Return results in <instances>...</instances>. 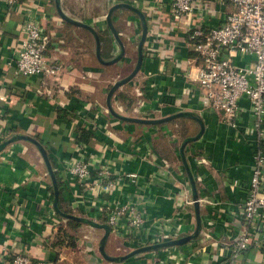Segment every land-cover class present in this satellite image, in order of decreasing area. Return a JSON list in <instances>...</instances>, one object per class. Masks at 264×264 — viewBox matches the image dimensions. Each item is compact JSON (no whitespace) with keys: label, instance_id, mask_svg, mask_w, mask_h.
<instances>
[{"label":"crops","instance_id":"0c3cea01","mask_svg":"<svg viewBox=\"0 0 264 264\" xmlns=\"http://www.w3.org/2000/svg\"><path fill=\"white\" fill-rule=\"evenodd\" d=\"M229 9H232V5L228 3L216 5L217 15L213 22L221 21ZM30 11L42 14L44 27L52 36L47 55L57 56L67 65V70L58 80L47 81L55 91L54 101L37 93L41 80L15 74L14 50L22 40V23ZM55 11L57 13L56 5ZM55 11L51 10L49 0H20L19 6H11L7 0H0V94L4 98L0 99L2 122L11 126L13 133L32 134L36 129L41 135L48 136L54 142L47 144V139L42 142L50 155L58 160L76 153V128L85 125L86 121L87 124L96 122L97 133L85 149L93 168L112 165L120 172L136 171L140 179L137 185L125 184L122 191L116 190L113 194L97 198L92 191H86L76 183L65 187V176L58 174L63 182L60 189L64 200L74 213L97 218L101 214L99 206L102 204L130 203L143 212L149 240L162 233L170 234L173 238L191 233L196 227V216L194 202H185L186 196L187 200H193V197L180 156L183 140L176 130L179 123L174 119L160 124H141L120 120L111 113H100L101 116L96 118L94 113L98 110L94 107L85 110L89 113L85 117V113L79 114L78 111L87 103L103 104L102 101L107 106L108 93L105 92L108 85L105 84L107 80L110 83L117 79L110 77L108 70L97 63L95 45L90 52L83 42L68 41L69 35L78 37L76 28L81 27L65 24L59 15L56 17ZM142 11L148 20L143 65L126 88L122 86L117 90L130 91L133 107L123 111L120 102L113 104L123 114L136 116L135 93L136 87H139L147 92V107L152 110L153 116L163 117L175 112L168 99L176 100L188 86L189 82L178 70H184L185 59L193 54V50L186 38V25L182 22L176 23L175 29L173 27L171 32L164 35L155 31V19L170 23L168 8L146 7ZM98 21L85 20L90 24ZM114 23L120 34H123L120 27L131 26V23L134 30H142L139 16L125 8ZM149 47L155 49L154 55L149 54ZM237 61L250 63L252 57L239 56ZM117 92L115 96L119 100ZM191 95L185 93L182 96L183 104L179 111L189 110L199 114L206 125L202 137L186 148L193 170L204 178V182L198 185L203 229L197 239L180 246L144 252L122 263L106 261L101 256L98 248L103 234L101 229L90 228L93 229V238L84 241L80 229L84 232L85 228L78 227L75 231L71 230L79 237L76 247L54 246L61 220L56 221L59 217L53 208L54 197L51 184H48L50 178L46 167L34 145L15 141L0 153V184L3 186L0 193V263L23 252L33 258L52 259L57 264H264V243L240 252L233 248L235 239L246 226L241 205L247 196L252 172V146L248 142L235 141L232 130L215 113L201 109L200 91ZM71 98H75V101ZM60 101L66 104L60 105ZM242 103L248 105L245 100ZM183 119L196 134L199 123L194 119ZM244 124H252L250 114L245 115ZM107 130L113 136H109ZM149 148L154 151V156L148 153ZM163 149L172 152L173 160L166 159ZM196 156L207 157L210 165H198ZM183 202L184 206H181ZM121 242L123 245H120ZM151 243L155 242L148 244ZM85 244L87 247H84ZM122 247L129 248V251L136 248L132 241L112 233L107 250L115 251Z\"/></svg>","mask_w":264,"mask_h":264},{"label":"built area","instance_id":"2783aa9c","mask_svg":"<svg viewBox=\"0 0 264 264\" xmlns=\"http://www.w3.org/2000/svg\"><path fill=\"white\" fill-rule=\"evenodd\" d=\"M7 1L11 6L20 4V0ZM110 1L112 5L125 2L140 9L166 7L176 23L182 22L186 25V38L193 54L185 59L184 70H178V72L189 83L176 100L168 99L170 106L177 112L183 104L182 96L185 93L194 96L197 91H200L201 109L215 113L219 120L232 130L235 141L248 142L252 146V172L247 196L241 205L242 219L246 226L235 239L233 248L236 252H240L251 246H260L264 243V0ZM225 3L232 5V9L225 12L221 21L213 22L214 16L217 15L216 5ZM22 32V40L14 50L15 74L41 80L37 93L54 101L55 91L47 81L58 80L67 70V65L61 58L47 55L52 36L44 27L42 14L28 12L22 23ZM161 42L164 40L161 39ZM149 48V54L154 55L155 49ZM239 56H250L252 61L241 64L237 61ZM135 94L136 116L154 117L152 110L147 107V92L136 87ZM0 99H4L1 94ZM71 100L75 101V98ZM244 100L248 105L242 103ZM58 103L66 104L64 101ZM93 107L98 110L94 113L96 118L101 116L100 113L110 115L107 106L99 102L83 105L78 113L81 115L85 113L83 116L85 117L89 115L85 110ZM118 110L121 111L120 108ZM246 114L252 116V124L249 126L244 124ZM1 117L3 116L0 114V143L9 134H13L11 126L5 125ZM87 122L79 126L96 135V122H90V125ZM107 134L113 136L108 130ZM76 149V153L69 157L59 160L54 158L56 172L66 178L64 179L65 187L76 183L84 190L92 191L97 198H103L104 194H113L116 190L122 191L125 184H138L140 179L138 172H120L112 165L93 168L85 150L87 144L76 142ZM148 153L155 155L152 148H149ZM195 161L201 166L210 165L207 157L196 156ZM194 173L198 184L204 182L203 176L198 174L197 170ZM2 189L3 186L0 184V193ZM185 202L193 203L194 201L187 200L186 196ZM180 205L184 206V202ZM99 211L100 216L90 218L99 221L98 218L104 216L113 234L132 241L136 247L146 245L150 241L161 242L173 238L170 234L162 233L149 240L150 234L146 229L145 216L134 204L105 203L99 206ZM59 220L57 218L56 221ZM0 264L57 263L49 258H33L21 252Z\"/></svg>","mask_w":264,"mask_h":264},{"label":"water","instance_id":"95a60500","mask_svg":"<svg viewBox=\"0 0 264 264\" xmlns=\"http://www.w3.org/2000/svg\"><path fill=\"white\" fill-rule=\"evenodd\" d=\"M61 2L62 0H55L57 13L60 16V18L70 24H73L81 28H85L92 34L95 40V53H96L97 60L100 64L105 65V66L112 65L118 62L121 58H123L126 52L125 44L120 36L121 34L116 28L115 23H114L113 15L115 14V12L118 9L125 8V9L135 12L139 16L141 20V24H142V30H141L140 40L138 42V55H137L136 64L133 70L129 74L117 79L110 87L107 97H106L107 108L113 116H115L116 118L120 120L128 121V122H136V123H141V124H160V123H165V122L177 119V118H190V119L196 120L199 123L198 132L194 135L187 136L186 138H184L180 146V156H181L182 162L186 168V171L189 177L192 197L194 201L196 227L191 233L185 234L178 238H173L170 240H165L161 242H155V243L139 246L123 254H111L107 250V243L109 241V238L112 235V229H111V226L107 222H101V221L92 219L90 217L79 215L73 212H65L63 209H61L60 204H59L61 189L59 186L57 173L54 168L53 162L51 160L49 151L41 140H39L38 138H36L35 136L27 132H16V133H13L11 136L7 137L5 140H3L0 143V153L10 143L15 142V141H25V142H28L34 145L37 148L38 152L41 155L42 161L46 167L47 174L50 178L51 185L53 187V192H54L53 208H54L55 213L61 218H63L64 220L79 221L82 224L89 225L92 228L103 230L102 237L99 240L98 248H99V252L101 256L107 261H110L113 263H122L125 260L133 256H136L138 254L144 253V252L158 250V249H162L166 247L180 246L194 239H197L200 236L201 231L203 229V221H202V216H201L198 182L196 180L194 170L188 160L186 148L190 143L202 137V135L205 132V128H206L205 121L199 114L189 111V110H180V111L173 112L172 114H169L163 117L145 118V117H140V116H131V115L123 114L122 112L117 110V108L113 104V98L117 90L121 88L123 85L132 81L133 78L139 73L143 65L144 44L146 42L147 35H148V20L146 18L145 13L139 7L134 6L130 3H125V2L116 3L109 8L108 13L106 15L107 24L115 40L118 42L120 46V50L111 59H106L102 55V41H101L99 31L92 24L87 23L83 20L74 18L70 16L69 14H67L64 11Z\"/></svg>","mask_w":264,"mask_h":264},{"label":"trees","instance_id":"16d2710c","mask_svg":"<svg viewBox=\"0 0 264 264\" xmlns=\"http://www.w3.org/2000/svg\"><path fill=\"white\" fill-rule=\"evenodd\" d=\"M49 3L51 5V10L55 11V0H49ZM55 14H56V17H59L58 13H56V11H55ZM156 15H158V14H156ZM167 17H168V20H170V23H168V24L164 21V19L158 18V19L154 20L153 27H156L157 30L159 29L158 31L155 30L159 35H164L165 32H171L174 25L179 24V23L176 24L175 19L170 14ZM64 22H65V24L69 25L70 27L74 26V25H72L66 21H64ZM76 29L79 32V35H78L79 38L77 37V35L76 36L69 35L70 38L68 41L76 40L77 42H83L84 46L88 50H90L91 44L88 43V36H87L88 34H86V33H89V35H91V36H92V34L85 28H76ZM99 33H100V37H101V41H102V55L104 58L109 59L113 56V49L114 48L112 46L111 40L113 39V41H114V37L112 36V32L110 31L109 27L101 29L99 31ZM108 33H110V36H108ZM91 36H89V37H91ZM110 37H112V38H110ZM94 45H95V40H94ZM110 67H112V66H110ZM118 76H120V75H118ZM123 86H124V88H126L128 85L125 84ZM118 92H117V94H118V97H119V100L121 103L120 105L123 107V111L130 110L133 107V100H132V96L130 94V91H128L127 89H125V90L123 89V90H121V92H119V93ZM175 122L179 123V126H177L176 130H177V133L179 134V136L181 137L182 140L184 138H186L187 136H191V135L195 134L194 133L195 131H193V130H191V128H189V126L187 125V123H185V120L183 118L176 119ZM35 130L36 129H34V131H32V134H33V136H35L39 140L43 141L44 139H47V141H48V142H46L47 144H52L54 142L48 136H44L43 134L41 135L37 130L36 131ZM93 136H94L93 133H91L89 130H86L85 128H83L81 126H78L76 128V141L78 143L88 144ZM49 154H50V152H49ZM163 154L165 155L166 159L168 158L167 160H169V161H170V159L173 160L172 152L170 153L169 151H164V149H163ZM50 157H51V160H52L53 165H54L55 164L54 160H53L54 157L52 156V154L50 155ZM57 177H58L59 186L61 188L62 180L59 177L58 173H57ZM50 189H51L52 197H54L52 185H51ZM59 204H60L61 209H63L65 212H73L74 213V211L71 209V207H69L67 202H65L64 197L62 195V192H60ZM58 217L61 220V223L59 222L60 227L55 234V240L53 242V245L56 247H62V246H70L73 248L76 247L79 237L77 236V234L73 233L71 230L75 231L78 229V227H80L83 224L81 222L75 221V220H66V222H64V221H62L63 218H61L60 216H58ZM99 221L105 222L106 218L103 216V217L99 218Z\"/></svg>","mask_w":264,"mask_h":264},{"label":"rangeland","instance_id":"374dc122","mask_svg":"<svg viewBox=\"0 0 264 264\" xmlns=\"http://www.w3.org/2000/svg\"><path fill=\"white\" fill-rule=\"evenodd\" d=\"M111 6H112V3L110 0H63V5H62L64 11H66L67 13H70L69 14L70 16L80 17L84 21L89 20V19H91L92 21L98 19L99 21L95 22L96 25L92 24L98 31H100L101 29H104L102 27H105V28L109 27L107 24L106 15H107L108 10ZM122 11H123V8L118 9L115 12V14L113 15V19H116L117 15H119V14L121 17ZM129 14H131V13L129 12ZM130 25L131 26H128L125 28L120 27V29H119L123 33L120 36H121V38L125 44V47H126V52H125V55L123 56V58H121L118 62L112 64V67H109V68L105 65L100 64L97 60V63L102 68H105L106 70H108L107 73L112 78L115 77L116 79H119V78L129 74L133 70V68L136 64L137 55H138V42L140 40L141 32H140V29L138 31L134 30L132 23ZM86 34H88L87 35L88 36V43L91 44V48H90V52H91L94 48V46H93L94 45V37L89 35V33H86ZM89 36H91V37H89ZM108 36H110V33H108ZM112 36H113V34H112ZM110 38H112V37H110ZM111 43H112V46L114 48L112 57H114L119 52L120 46H119L118 42L115 40V38H114V41H113V39L111 40ZM111 58H109V59H111ZM118 75H120V76H118ZM114 81H116V80H112L110 83H108L109 81L107 80V82L105 84V85H108L107 91L105 92L106 94L108 93V91H109V89L112 86ZM102 97L104 98L105 96H102ZM114 98H115V100L113 99V103L118 104L120 102V100H117L116 96ZM101 103L104 104V102H102V101H101ZM40 164H42V163H40ZM42 168H43V165H42ZM46 182H47V180H46ZM48 182H49L48 184L50 185L51 182L50 181H48ZM80 228H85L84 232H81L82 229H80ZM90 228H92V227H90L89 225H86V224H83L79 227L80 234L83 237L84 241H90L93 238V229H90ZM120 245H123L122 242L120 243ZM84 247H87L86 244ZM128 249L129 248L122 247V248L116 249L115 251L110 249L108 252L120 254V253L128 252L129 251Z\"/></svg>","mask_w":264,"mask_h":264}]
</instances>
